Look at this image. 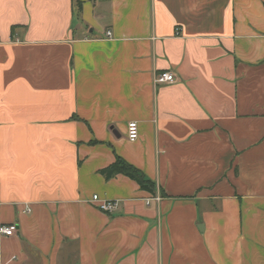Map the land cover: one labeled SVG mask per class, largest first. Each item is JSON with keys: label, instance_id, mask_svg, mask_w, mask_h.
I'll return each mask as SVG.
<instances>
[{"label": "crops", "instance_id": "crops-1", "mask_svg": "<svg viewBox=\"0 0 264 264\" xmlns=\"http://www.w3.org/2000/svg\"><path fill=\"white\" fill-rule=\"evenodd\" d=\"M0 223V264H264V0H0Z\"/></svg>", "mask_w": 264, "mask_h": 264}, {"label": "built area", "instance_id": "built-area-1", "mask_svg": "<svg viewBox=\"0 0 264 264\" xmlns=\"http://www.w3.org/2000/svg\"><path fill=\"white\" fill-rule=\"evenodd\" d=\"M106 36H111L110 30L106 31ZM176 80V75H174L171 71H160L154 73V79L153 83L155 84H169V82H174ZM126 135L127 138L131 141H134L138 138V123L134 120H131L127 123L126 128ZM160 196L157 194L156 196L149 198L147 200V203L151 199L159 200ZM92 200L94 202H97L98 209H101L106 212H111L113 210V207L115 206V202L107 201V200H101L99 199L98 195H93ZM16 226L14 223L11 224H1L0 223V235L4 236H11L16 230Z\"/></svg>", "mask_w": 264, "mask_h": 264}, {"label": "trees", "instance_id": "trees-1", "mask_svg": "<svg viewBox=\"0 0 264 264\" xmlns=\"http://www.w3.org/2000/svg\"><path fill=\"white\" fill-rule=\"evenodd\" d=\"M100 173L105 179H109L116 174H123L126 177L128 176L129 178L134 179L141 189L143 188L150 193H154L155 191L154 183L150 179H147L143 172L133 164L126 162L120 156H116L112 164L109 166L100 169Z\"/></svg>", "mask_w": 264, "mask_h": 264}]
</instances>
